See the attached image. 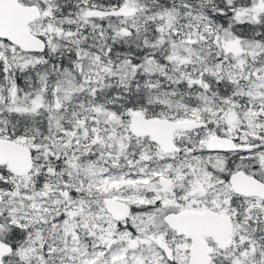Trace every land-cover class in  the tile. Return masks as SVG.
<instances>
[{"label":"snow or ice","instance_id":"obj_1","mask_svg":"<svg viewBox=\"0 0 264 264\" xmlns=\"http://www.w3.org/2000/svg\"><path fill=\"white\" fill-rule=\"evenodd\" d=\"M0 264H264V0H0Z\"/></svg>","mask_w":264,"mask_h":264}]
</instances>
